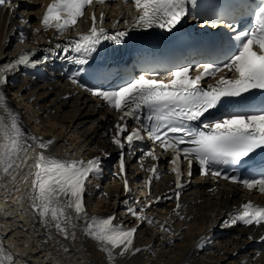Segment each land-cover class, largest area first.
<instances>
[{
  "label": "snow or ice",
  "instance_id": "1",
  "mask_svg": "<svg viewBox=\"0 0 264 264\" xmlns=\"http://www.w3.org/2000/svg\"><path fill=\"white\" fill-rule=\"evenodd\" d=\"M5 2L6 0H0V5ZM94 3L111 5L115 0H51L44 8L40 26L44 32L53 30L57 37L63 36L75 27L86 9ZM121 4L131 5L136 13L130 25L124 20L127 25L125 30L110 34L102 26L105 21L103 12L99 17L101 26L97 27L93 11L92 26L87 33H80L77 38L67 40L65 45L57 44L49 51L52 55H55L56 49L65 54L70 53L67 57L69 61L82 68L103 43L121 45L131 31L158 28L172 32L189 15V5L192 19L198 20L202 26L216 28L223 21L224 26L233 33L224 58L218 62L201 63L195 69L198 73L195 77L190 75L192 68L178 65L170 70L167 82L159 80L157 76L140 75L115 90L104 91L80 84L77 79L79 72L69 76V80L77 87H83L120 114L112 129L111 143L120 150L118 175L124 180V192L130 191L126 179V155L131 154L134 142L142 140L144 133L154 145L152 150L144 151V157L157 161L155 147L161 148L164 153H171L169 163L172 165L175 189L173 196L167 198L176 199V207L172 211L181 220L184 219L179 211V197L184 187L181 164L185 161L189 178L195 163L199 165L202 177L211 176L214 181L217 178L223 179L249 192L255 190L264 194V166L260 167L258 173L247 176L228 175L222 170L235 169L257 150H264V105L214 120H202L206 113L217 108L225 98H241L253 90L264 92V0H255L254 7H246L245 11L252 17L251 26L246 30H238L234 13H196L198 0H121ZM21 22L27 23L23 20ZM118 23L119 19L116 21ZM20 42H25L23 32ZM34 56L35 52H22L17 59L0 67V178L12 176L26 164L29 149L39 150L36 151L33 163L29 165L31 187L28 198L40 224L46 229L54 228L64 239L75 240L76 229L80 227L77 222L83 220L84 235L97 244L99 251L105 253L108 264H115L117 256L123 257L130 252L135 254L141 251L134 247V236L141 223L153 224L151 217L145 215L146 209L151 205L136 201L137 210L127 200L124 201L127 213L138 222L130 228L115 224V215L88 216L84 204L87 183L102 175L101 158L94 157L87 162L64 161L45 155L53 141L26 136L19 114L7 105L3 86L7 83L8 73L15 71L20 65L36 67L47 61V57L31 59ZM225 72L231 76L223 75ZM217 74L222 75H219L215 84L210 83L207 88L202 86L205 78H216ZM127 117H131L137 125L131 132L127 131V124L124 122ZM193 122H200L199 127H192ZM28 140L32 143H27ZM125 148L128 149L127 153ZM157 169V164L145 169L150 173L145 181L146 187L150 188L152 180L160 178ZM28 179L26 175L24 181L27 183ZM160 200L161 197L158 196L152 203ZM236 224L246 227L264 226V206L251 201L242 203L236 212L228 215L221 227ZM160 230L168 231L163 226ZM204 239L205 237H201L196 246L201 247ZM261 240L264 241V236H261ZM0 264H16V261L0 248Z\"/></svg>",
  "mask_w": 264,
  "mask_h": 264
},
{
  "label": "bare ground",
  "instance_id": "2",
  "mask_svg": "<svg viewBox=\"0 0 264 264\" xmlns=\"http://www.w3.org/2000/svg\"><path fill=\"white\" fill-rule=\"evenodd\" d=\"M44 1L31 0L30 10L22 12L24 17L29 18V29L34 30L33 33H26L32 44L42 38L35 37V32H39ZM128 13V6L114 4L105 15L106 23L115 24L119 19L118 25L121 26ZM15 22L9 10L0 7V65L22 48L23 43L14 33ZM48 33L41 32L46 38L51 37ZM18 79L19 82L9 83H19L13 94L20 102L19 106L16 104L14 107L23 120L22 128L26 136L33 133L43 141H53L45 155L53 152L89 157L102 149H110L112 130L109 114L100 111L91 97L78 92L64 98L72 90L66 83L57 80L45 84L33 83L20 76ZM12 103L15 105V99H12ZM36 151L29 149L27 160L35 159ZM26 175L29 177L27 183L24 181ZM30 178L25 164L14 172L13 177L0 178V201L10 199V203H14L4 211L0 206V248L10 254L16 264H108L105 253L99 251L97 244L84 235L83 220L77 222L80 227L76 229L75 240L64 239L54 228L46 229L40 224L28 198ZM165 182L156 183L154 195L168 187ZM97 184L84 202L88 216L115 215L126 224H131V216L125 214L121 206L128 195L123 197L119 183L113 180L107 184ZM9 192L10 196H7ZM230 193L238 194L235 189L226 187L211 192L205 189L189 191L179 209L183 220L170 211L174 204L156 209L149 216L153 224L145 223L139 231L135 248L141 251L135 254L130 252L125 257L117 256L115 264H264V254L258 257L251 250L242 249L249 242L248 236L243 235L245 230L235 229L225 233L212 244L207 241L205 232L230 203ZM161 225L168 231L162 232ZM201 237L205 239L202 246L197 247Z\"/></svg>",
  "mask_w": 264,
  "mask_h": 264
},
{
  "label": "rangeland",
  "instance_id": "3",
  "mask_svg": "<svg viewBox=\"0 0 264 264\" xmlns=\"http://www.w3.org/2000/svg\"><path fill=\"white\" fill-rule=\"evenodd\" d=\"M17 101V102H16ZM20 102V99H18V100H15V106H17L18 105V103ZM17 104V105H16ZM21 104V103H20ZM19 106V105H18ZM21 113V112H20ZM23 114H24V112H22ZM26 116V115H25ZM148 254H149V252H147Z\"/></svg>",
  "mask_w": 264,
  "mask_h": 264
}]
</instances>
